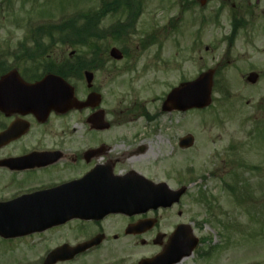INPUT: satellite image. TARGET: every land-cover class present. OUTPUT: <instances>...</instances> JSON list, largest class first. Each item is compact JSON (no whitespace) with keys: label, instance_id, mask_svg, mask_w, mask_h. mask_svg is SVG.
Here are the masks:
<instances>
[{"label":"rangeland","instance_id":"374dc122","mask_svg":"<svg viewBox=\"0 0 264 264\" xmlns=\"http://www.w3.org/2000/svg\"><path fill=\"white\" fill-rule=\"evenodd\" d=\"M141 1L143 17L138 34L124 41L132 50L140 48L149 37L146 34L157 32L159 41L149 52L131 55L96 74L94 83L102 93L104 120L117 130L113 134L119 138L137 135L150 147L140 163L161 159V172H176L170 185L184 182L190 185L192 195L198 194V212L188 216L201 224L199 234L211 239L200 249H219L206 258L193 256L181 264H264V35L258 30L260 23L258 29H252L253 35L241 34L230 46L226 25L222 21L215 24L211 15L217 3H209L203 10L199 3L189 6V0ZM100 4V0H0V53L18 51L27 41L30 27L56 24ZM112 15L101 22L95 20L93 28L101 32L124 17L121 11ZM201 15L207 17L206 23H200ZM225 15L231 16L229 11ZM81 23L74 25L71 38L87 33ZM51 30L52 36L41 35V46L52 45L46 48L45 58L35 57L37 63L47 64L88 48L79 41L57 42L63 38L62 32ZM95 43L103 50L123 46L111 38L91 42ZM7 63L13 62L8 59ZM20 64L30 63L22 60ZM207 70L214 71L212 103L207 109L188 114L161 111L172 88ZM251 72L259 75L254 85L245 81ZM81 119L71 123L79 135L87 128ZM150 135L153 142L147 140ZM186 135L194 139L186 151L164 142L172 137L177 142ZM121 151L125 154L128 149ZM121 164L130 167L129 162ZM231 185L236 187L233 195L229 194ZM9 195L6 190L0 192L2 198ZM114 233L110 228L109 236ZM63 236L71 238L70 233L54 230L31 238L0 239V264H39L51 248L60 246ZM131 242L106 244L61 264H136V253L142 249ZM131 254L136 256L130 259Z\"/></svg>","mask_w":264,"mask_h":264},{"label":"flooded vegetation","instance_id":"af4514ba","mask_svg":"<svg viewBox=\"0 0 264 264\" xmlns=\"http://www.w3.org/2000/svg\"><path fill=\"white\" fill-rule=\"evenodd\" d=\"M201 2L203 3L201 0H189L188 5L199 3L200 8L204 10L206 4L217 3L218 16L212 18L215 24L216 21H222L226 25L228 29L226 36L229 38L230 46L241 34L253 35L252 29H258L256 26L259 23L258 30L264 35V0H206L203 4ZM128 9V16L125 19L129 20V23L120 26L122 31L129 30L130 23L137 14L132 5ZM118 11L123 13L121 7ZM225 11L230 12L229 18L226 17ZM211 14H215V11ZM140 16L138 30L143 14L141 13ZM200 23L203 24L201 16ZM156 33L146 34L149 37L141 43L139 49L132 50L129 47L121 49L120 60H113L109 50L96 48H87L80 54L72 51L65 58L58 57L59 59L55 58L51 64L43 65L20 64L22 60L19 61L20 63H15L17 59L14 58L15 55L11 50L0 53V79L9 72H16L23 81L32 84L50 73L63 72L66 73L65 78L74 81L72 96L66 97V100L69 98V102L64 109H51L46 116L42 105L34 107L35 111L41 110L38 111L41 112L39 115H35L33 111H13L9 114L0 111V175L2 176L0 184L4 187L0 188V192L6 190L8 194L10 193L7 198L0 197V205L22 198H27L31 205L35 200L34 197H41L43 193L48 195L53 189H59L62 190L59 196L48 195L43 198L44 203L41 206L45 208L50 206L49 212L62 215L65 213V207L70 208L71 213L76 215H99L109 205L104 199L106 197L111 199L113 196L103 191L108 189V184L115 177L131 174L133 179H136V175H140L156 184L165 182L171 190L179 187L169 184L170 181L174 182L173 170L160 172L158 166L163 162L158 158L154 157L145 165L140 163L142 158L147 157L150 147L141 143L138 140L139 136L119 138V135L113 134L117 130L110 127V122L108 128H94L89 121L98 111L103 113L104 119L102 93L94 83L97 79L96 74L110 68L112 64L126 61L131 55L136 57L138 54L149 52L150 48L156 46V42L159 41L155 36ZM126 35L134 34H122V37L125 38ZM155 49L158 51L157 48ZM21 55L24 53L19 54ZM6 56L11 58H5ZM8 59L13 63H7ZM86 72L91 74L90 82L85 81ZM75 102L79 104L74 105ZM80 118L82 124L87 127L84 129L85 133L81 135L71 128V123ZM12 129L14 132L10 133ZM152 138L153 135H150L147 140L153 142ZM164 142L176 146L175 137ZM123 147L128 149L125 154L121 151ZM122 161L129 162L130 167L124 168ZM160 175L163 176L162 179L159 178ZM85 177L94 191L96 187L100 190L98 199H95V194L91 193L86 196L89 199L79 203L71 202L70 199L74 198L72 192L81 190L90 192L83 185L81 188L78 187L81 185L77 183ZM4 181L7 182L3 184ZM129 195L139 196L138 193ZM117 196L128 198V194ZM193 196L185 193L177 203H162L158 206L140 201L124 202L123 205L132 206L133 216L114 214L99 220L70 218L44 233L54 230L70 233L71 238L63 236L65 239L61 243L70 246L101 236V243L92 250L101 249L106 244L115 246L121 240L130 243L133 241L142 249L136 253L138 254L136 264L144 259H153L166 251L169 239L176 233L178 246L170 250L168 253L171 255L167 256V259L171 260L188 250L191 234L198 236L199 242H202L199 236V223L193 219V216H188L189 212L190 214L198 212L196 195ZM52 200H62V205H57L55 209ZM0 212H6V209L0 207ZM129 226L134 228L131 229V234L127 235L125 230ZM110 228L115 229L112 236H109ZM196 252L194 251L193 256H196ZM134 256L136 255L131 254L128 257L134 258ZM191 257H184L177 264Z\"/></svg>","mask_w":264,"mask_h":264},{"label":"water","instance_id":"95a60500","mask_svg":"<svg viewBox=\"0 0 264 264\" xmlns=\"http://www.w3.org/2000/svg\"><path fill=\"white\" fill-rule=\"evenodd\" d=\"M212 75L213 72L209 71L191 83L180 85L178 88L171 91L167 96L166 101L163 103V111H187L190 109H202L210 105L211 103V89H212ZM257 78L256 74H250L247 77V81L251 84L255 83ZM192 144V138L187 137L180 142V146L189 147ZM23 209V207H16V210ZM29 216H15L16 224L22 223L29 227H25L24 230L16 229L15 231L0 230V235L4 237H11L16 235H24L27 233H33L44 230L46 227L56 224L58 219L51 215H42L38 210H28ZM83 219H89V216H82ZM94 243H86L79 245L74 249H70L67 246L60 247L50 252L45 259L44 264H55L58 261H65L71 259L76 254L86 251L92 247ZM189 255V252L186 254ZM142 264H148L144 261Z\"/></svg>","mask_w":264,"mask_h":264}]
</instances>
